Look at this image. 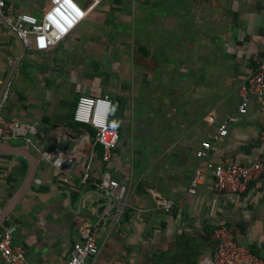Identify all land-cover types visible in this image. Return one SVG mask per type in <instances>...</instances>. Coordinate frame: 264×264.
I'll use <instances>...</instances> for the list:
<instances>
[{
    "label": "crops",
    "instance_id": "crops-1",
    "mask_svg": "<svg viewBox=\"0 0 264 264\" xmlns=\"http://www.w3.org/2000/svg\"><path fill=\"white\" fill-rule=\"evenodd\" d=\"M4 1L7 15L37 18L47 4ZM74 2L85 18L44 52L22 49L0 21V83H10L3 118L35 127L33 136L45 134L35 142L76 158L63 172L27 148L37 158L34 177L1 226H16L12 243L25 250L26 264H67L83 224L94 228L99 250L84 264H213L219 225L264 260V176L239 195L215 193L210 177L188 194L196 153L202 142H213L226 117H232L227 135L206 160L247 166L262 157L264 108L249 98L246 114L237 109L241 85L264 59V0ZM78 94L112 101L119 141L108 162L91 129L70 120ZM136 100L145 118H132ZM212 113L215 123L208 124ZM89 162V180L108 173L119 183L121 213L83 181ZM28 166L20 156L0 155V214ZM165 200L173 202L169 212Z\"/></svg>",
    "mask_w": 264,
    "mask_h": 264
},
{
    "label": "built area",
    "instance_id": "built-area-1",
    "mask_svg": "<svg viewBox=\"0 0 264 264\" xmlns=\"http://www.w3.org/2000/svg\"><path fill=\"white\" fill-rule=\"evenodd\" d=\"M46 7L40 18L30 14L7 15L5 1L0 0V21L19 40L22 49L44 52L62 42L72 30L85 18L87 11L74 0H46ZM0 141L21 140L26 148L38 155L54 169L70 172L75 163V156L59 147L46 149L43 144L32 140L35 127L8 122L3 118L4 105L10 90L9 81L0 83ZM241 101L237 112H247L249 98H254L264 108V59L259 60L255 70L245 79L240 87ZM112 101L108 96H80L74 106L72 120L79 125L87 126L94 134L96 143L102 148L101 161L108 162L119 141L117 130L110 127ZM232 117H226L219 125L213 142H202L196 155L199 164L189 181L188 194L194 195L196 189L203 185L208 177L212 179V190L215 193L239 195L246 191L249 183L264 176V126L259 135L262 148L260 160L243 166L233 162L213 164L207 161L208 152L219 139L227 135V128ZM208 124L215 123L214 114L204 118ZM91 163L86 164L82 179L95 189L110 198L113 208L121 213L123 203L118 195L119 183L104 173L99 180L91 181ZM173 202L165 200L162 207L169 212ZM13 224L0 228V261L4 264H26L25 250L12 243L16 232ZM79 241L72 246L67 264H84L88 258H96L99 253L96 245L95 230L89 224L78 228ZM215 249L213 264H264V260L245 247L239 245L233 230L228 225H219L213 231Z\"/></svg>",
    "mask_w": 264,
    "mask_h": 264
},
{
    "label": "water",
    "instance_id": "water-1",
    "mask_svg": "<svg viewBox=\"0 0 264 264\" xmlns=\"http://www.w3.org/2000/svg\"><path fill=\"white\" fill-rule=\"evenodd\" d=\"M0 155L20 156L24 158L29 165L24 182L22 183L20 188L15 192V194L7 201L0 214V227H1L6 221V219L9 217V215L11 214L15 205L22 199V197L29 190V186L34 177V173L37 165V158L26 147L13 146L10 144L3 143L1 141H0ZM108 199L111 201L110 198Z\"/></svg>",
    "mask_w": 264,
    "mask_h": 264
},
{
    "label": "rangeland",
    "instance_id": "rangeland-1",
    "mask_svg": "<svg viewBox=\"0 0 264 264\" xmlns=\"http://www.w3.org/2000/svg\"><path fill=\"white\" fill-rule=\"evenodd\" d=\"M133 66H134V64H132ZM105 66V65H104ZM108 65H106L105 67H106V69H108L109 67H107ZM134 77L136 76V74L134 73V75H133ZM134 82H136L137 81V79L136 78H134V80H133ZM127 82H128V85H130V83L132 82L130 79H128L127 80ZM133 83V82H132ZM133 92H135V87H133V90H132ZM80 96H82V95H77V97H76V99H78ZM133 97H135V96H133ZM136 98V97H135ZM133 99V98H132ZM77 101V100H76ZM76 101H75V103H76ZM75 103L73 104V106H71V108H70V110H71V113H72V111H73V108H74V106H75ZM133 105H132V112H130V114H132V118L134 117V118H136V116L137 117H139V116H142V117H144L145 118V116L147 115V109H144V110H140V104L138 103V101L136 100L135 102H133L132 103ZM204 104H207V101H205L204 102ZM203 104V105H204ZM176 107L177 106H179L177 103H176V105H175ZM182 106H183V104H182ZM146 121L147 122H149L150 121V119H147L146 118ZM111 122H112V124L114 125V126H116V127H119V125H120V123H119V121H118V119H117V114H116V111L111 115ZM78 127H83V128H87V127H85V126H83V125H77ZM40 137L43 139H45V134L43 133V132H40V133H38L37 134V136H31V138H32V140H34V141H37V139H40ZM9 143L10 144H12V145H21V144H23L22 142H19V141H9Z\"/></svg>",
    "mask_w": 264,
    "mask_h": 264
},
{
    "label": "trees",
    "instance_id": "trees-1",
    "mask_svg": "<svg viewBox=\"0 0 264 264\" xmlns=\"http://www.w3.org/2000/svg\"><path fill=\"white\" fill-rule=\"evenodd\" d=\"M71 121H73L72 120V118L70 119ZM109 124H110V127L111 128H114V126L112 125V122H111V120L109 121ZM115 129V128H114ZM90 133H91V135H93V132L90 130ZM96 150H97V152L101 155V153H102V148L98 145V146H96Z\"/></svg>",
    "mask_w": 264,
    "mask_h": 264
}]
</instances>
